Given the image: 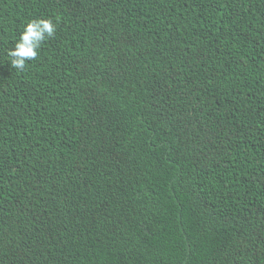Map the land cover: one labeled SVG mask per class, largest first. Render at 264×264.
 <instances>
[{"label": "trees", "instance_id": "obj_1", "mask_svg": "<svg viewBox=\"0 0 264 264\" xmlns=\"http://www.w3.org/2000/svg\"><path fill=\"white\" fill-rule=\"evenodd\" d=\"M0 264H264V0H0Z\"/></svg>", "mask_w": 264, "mask_h": 264}, {"label": "clouds", "instance_id": "obj_2", "mask_svg": "<svg viewBox=\"0 0 264 264\" xmlns=\"http://www.w3.org/2000/svg\"><path fill=\"white\" fill-rule=\"evenodd\" d=\"M56 26L51 19H33L29 21L21 32L14 48L9 51L11 66L17 70L26 67V62L35 60L42 43L53 36Z\"/></svg>", "mask_w": 264, "mask_h": 264}]
</instances>
